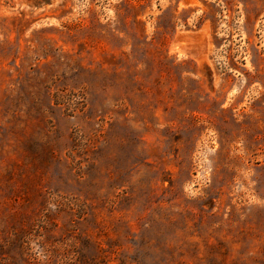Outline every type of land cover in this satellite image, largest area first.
<instances>
[{"label":"rangeland","instance_id":"374dc122","mask_svg":"<svg viewBox=\"0 0 264 264\" xmlns=\"http://www.w3.org/2000/svg\"><path fill=\"white\" fill-rule=\"evenodd\" d=\"M0 264H264V0H0Z\"/></svg>","mask_w":264,"mask_h":264}]
</instances>
